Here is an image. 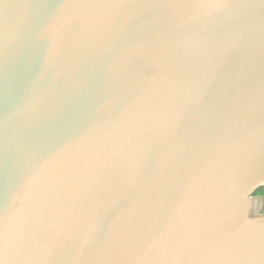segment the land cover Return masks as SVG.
I'll use <instances>...</instances> for the list:
<instances>
[{"label":"water","instance_id":"1","mask_svg":"<svg viewBox=\"0 0 264 264\" xmlns=\"http://www.w3.org/2000/svg\"><path fill=\"white\" fill-rule=\"evenodd\" d=\"M37 2L0 0V158L41 131L9 96L26 72L57 74L52 41L71 64L147 11L155 43L123 115L81 128L0 189V264H264V0H54L47 44L31 35ZM232 34L243 37L232 101L177 145L160 205L157 176L135 173L160 159L158 129L210 43Z\"/></svg>","mask_w":264,"mask_h":264},{"label":"snow or ice","instance_id":"2","mask_svg":"<svg viewBox=\"0 0 264 264\" xmlns=\"http://www.w3.org/2000/svg\"><path fill=\"white\" fill-rule=\"evenodd\" d=\"M201 3L227 7L231 0H201ZM149 9L152 5L141 4ZM54 0H38L33 13L31 35L36 43L49 41L47 25L55 14ZM149 13L127 15L104 43L71 64L62 62V52L55 41L46 49L51 70L35 78L25 73V82L17 86L9 98L19 114L38 118L41 131L29 138L23 148L0 158V189L15 187L20 174L44 158L51 148L74 136L89 124L110 123L130 107L139 96L138 88L131 87L139 77L133 72L138 62L147 57L155 43L153 26L142 19ZM243 44L238 34L211 42L207 54L193 68L190 78L181 86L178 104L170 111L167 122L158 129L164 144L157 160L140 162L135 177L141 182L149 173L157 176L155 197L163 205L171 199L168 189V170L177 161L176 148L197 127L218 116L232 101L239 70L234 63ZM36 49H33L35 52ZM7 92V89H5ZM17 96L19 102L17 103ZM0 236V243H3Z\"/></svg>","mask_w":264,"mask_h":264},{"label":"trees","instance_id":"3","mask_svg":"<svg viewBox=\"0 0 264 264\" xmlns=\"http://www.w3.org/2000/svg\"><path fill=\"white\" fill-rule=\"evenodd\" d=\"M258 192L264 194V187L259 188V189H258Z\"/></svg>","mask_w":264,"mask_h":264},{"label":"flooded vegetation","instance_id":"4","mask_svg":"<svg viewBox=\"0 0 264 264\" xmlns=\"http://www.w3.org/2000/svg\"><path fill=\"white\" fill-rule=\"evenodd\" d=\"M255 194H256V195H262V197H263V199H264V194L258 192V190H257V192H256Z\"/></svg>","mask_w":264,"mask_h":264}]
</instances>
